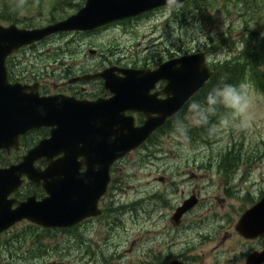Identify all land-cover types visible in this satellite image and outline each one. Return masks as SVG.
Listing matches in <instances>:
<instances>
[{"label": "rangeland", "instance_id": "rangeland-1", "mask_svg": "<svg viewBox=\"0 0 264 264\" xmlns=\"http://www.w3.org/2000/svg\"><path fill=\"white\" fill-rule=\"evenodd\" d=\"M201 1L207 10H199L189 20L180 21L182 14L193 11L191 6L161 8L130 24H113L86 35H57L28 48L24 59L40 64L41 72L46 71L42 84L54 93L71 88L70 78L64 75L67 69L98 70L111 62L140 66L167 58L170 52L186 54L203 48L210 50V63L226 61L241 52L246 28L258 34L255 38L264 33V0L247 4ZM85 2L42 0L39 7L24 11L17 24L45 26L77 12ZM219 32L234 40L230 48L221 45ZM68 42H73L75 52L55 54L58 48L66 49ZM93 50L97 53L91 54ZM56 56L64 60L63 65ZM99 84L86 86L97 92ZM244 93L249 102L243 117L247 127H237L242 118L232 116L213 125L207 142H198L185 137L189 127L195 126L189 116L187 127L160 136L151 153L140 148L114 167V187L104 202L101 219L73 232H56L55 238L46 240L51 244L65 240L62 255L53 252L30 260H46L41 264H148L156 256L168 262L173 255H181L186 264H245L247 255L262 246L258 239L242 237L235 226L264 192V88L250 81ZM232 150L241 159L227 171L220 163ZM193 190L199 192V204L175 226L174 210ZM121 206L123 210H117ZM6 261V255H0V264Z\"/></svg>", "mask_w": 264, "mask_h": 264}, {"label": "water", "instance_id": "water-1", "mask_svg": "<svg viewBox=\"0 0 264 264\" xmlns=\"http://www.w3.org/2000/svg\"><path fill=\"white\" fill-rule=\"evenodd\" d=\"M185 1L87 0L76 13L46 26L28 29L0 23V149L18 147L20 136L31 129L51 127L50 136L31 148L22 162L0 168V233L24 219L44 227L70 228L100 214L98 203L108 191L113 164L142 145L214 73L204 52L170 59L154 70L113 66L83 77L103 78L113 96L87 101L64 94L43 96L29 91L32 86L10 83L6 59L54 34L91 31ZM160 80L168 82V97L162 100L151 94ZM127 110L143 111L147 120L136 127ZM40 158L49 162L44 170L34 166ZM23 175L38 184L43 180L48 196L41 201L29 197L12 209L8 196L19 187ZM197 203L193 195L177 207L172 217L175 224ZM236 230L247 239H263V248L250 253L245 264H264V195L242 214ZM167 264L184 262L176 259Z\"/></svg>", "mask_w": 264, "mask_h": 264}, {"label": "trees", "instance_id": "trees-1", "mask_svg": "<svg viewBox=\"0 0 264 264\" xmlns=\"http://www.w3.org/2000/svg\"><path fill=\"white\" fill-rule=\"evenodd\" d=\"M236 1V0H235ZM242 1V4H247L249 0H238ZM42 4V0H0V22L4 24L21 23L20 15L26 11L39 7ZM79 6L80 4H75ZM187 8L191 6L193 11L187 12V14H182L180 21L184 19L189 20L192 16L196 17L199 12L204 13L207 10V6L202 3L201 0H188L185 5ZM183 8V7H182ZM181 8V9H182ZM200 10V11H199ZM198 12V13H197ZM187 15V17H186ZM23 27H32L30 24H26ZM247 30V31H246ZM258 34L248 28L245 29L243 37L241 39V52L239 55L233 58L219 62L215 68L216 72L205 87L186 105L184 109V115L180 119H175L171 122V128L181 129L179 126H186L188 123L187 117L191 115L189 106L193 102H202L207 95V93L222 81L236 86L239 90L244 93L247 82H253L258 86L264 88V38H255ZM218 37L223 41L224 45L231 47L230 37L226 33L218 34ZM69 47V46H67ZM60 48L57 50L56 54H59ZM10 57L7 61L9 69V78L12 81L21 78L24 74L25 66L22 65V61L18 60V57ZM66 74H70V70H65ZM186 117V118H185ZM232 114L223 108L217 110L216 114L211 116L207 124L200 126H190L186 131L185 137H190L193 141H208V138L212 136L211 130L213 125L219 124L226 119H230ZM185 123V124H184ZM215 135V134H214ZM160 136L153 135L150 140L144 145L148 153H151L152 146H155ZM241 157L239 154H235L229 151L225 154L223 162H221V168L224 170H230L239 163ZM123 208V206H121ZM67 231V230H66ZM63 231V232H66ZM54 231H38L34 230H23L15 234V236L5 240L1 243L0 249L6 251L10 256L21 255L19 257L31 258L38 257L41 255H53V252L62 255V249L65 245V240H59L57 242L47 243L46 240L55 238L56 234ZM27 235V236H25ZM42 236V240H40ZM52 236V237H51ZM51 237V238H47ZM78 244V243H76ZM0 250V253H1ZM158 261L156 263L154 260L148 262V264H160ZM162 264V263H161Z\"/></svg>", "mask_w": 264, "mask_h": 264}, {"label": "flooded vegetation", "instance_id": "flooded-vegetation-1", "mask_svg": "<svg viewBox=\"0 0 264 264\" xmlns=\"http://www.w3.org/2000/svg\"><path fill=\"white\" fill-rule=\"evenodd\" d=\"M137 19H132L131 21H135ZM123 25V22H117L115 23V25ZM113 25V24H112ZM111 26V25H110ZM109 26H105L103 28H107ZM98 31V30H96ZM22 52H26V49L21 50ZM183 54H178V52H170V54L167 56V58H165V60L167 59H171L173 57H179ZM18 56H15V58H17ZM14 58V59H15ZM29 60V59H26ZM32 61V60H30ZM209 65L211 67H214L213 65L215 64V62L210 64V61L208 59ZM161 59L160 60H155V61H147L144 65H140V66H128V65H118V64H113L111 62V65H118L120 67H132V68H145V67H150V68H156L161 64ZM142 66V67H141ZM108 66L102 68V69H96V70H72L71 74L69 76V82H70V87L68 91L65 90H60L54 93H51L47 90H45L46 88L43 86L41 79L43 78V72H41L40 69V64L37 63H30L27 67H25V71L23 75H21V78L15 81H11V82H17L20 81L23 84H28V85H32L31 90L36 91L39 90V92L42 95H48V94H56V93H65L71 96H75L76 98L80 99V100H88V101H96L99 99H108L112 96V93L106 88L105 86V82L103 79L101 78H97V79H91V80H83L80 79L82 76H84L87 73H97L105 68H107ZM92 82H98L99 87H101L100 91L97 92H93L92 89H90V87H87L86 85L92 83ZM168 82L166 80H160L156 83L155 88L151 91V94H156L157 99L162 100V99H166L168 97V95L165 92L166 86H167ZM30 91V88L28 89ZM184 109L183 108L179 113H177L176 115H174L173 117L167 119V121L164 123V125H162L157 131H155L156 134L158 135H166L169 132H171V122L174 121L175 119H180L181 117H183L184 113ZM126 115L128 116H133L134 117V121H135V125L136 126H141L145 123L146 119H147V115L146 113L142 112V111H134V110H128L126 111ZM156 115V114H155ZM51 132V128L48 126H41L38 128H34L29 130L26 134L22 135L20 137V145L18 147H13L10 149V151H8L7 149H1L0 150V167H7L13 163H19L24 155L27 153V151L33 147L37 141H39L42 138L48 137L50 135ZM48 165V161L44 158L39 159L38 161H36L35 166L37 168H41L44 169L46 168V166ZM85 169V167L82 168V170ZM43 180L41 181V184L35 183L33 181H31L30 179H28L26 176H23L22 178V182L19 185V187L13 191L8 199L9 201H12V208H16L18 205H20V203L26 201L30 196H35L37 201H41L43 200L46 196H47V190L45 189V187L43 186ZM196 192L195 190L192 191V194ZM196 194H198L199 196V192H196ZM107 195L103 196L100 199L99 202V206L102 209V215L97 216V217H91L86 219L85 221H83L80 225L81 226H89L90 222H95V220L101 219L102 216H104L105 213V206H104V202L107 199ZM24 224L23 227H21ZM29 227L32 228H36L40 231H42L43 227H40L38 225H33V224H28L27 220L21 221L18 224H16L15 226L11 227L10 229L2 232L0 234V241H2L5 238H11L13 236H15V234L23 229H27ZM45 230H53V229H45ZM181 257V258H180ZM174 259H182L181 255H173L171 260ZM155 260V257H154ZM157 260H161L160 256L157 258ZM163 260V259H162ZM43 261L46 260H20L21 264H41L43 263Z\"/></svg>", "mask_w": 264, "mask_h": 264}, {"label": "clouds", "instance_id": "clouds-1", "mask_svg": "<svg viewBox=\"0 0 264 264\" xmlns=\"http://www.w3.org/2000/svg\"><path fill=\"white\" fill-rule=\"evenodd\" d=\"M261 36L264 38V33H261ZM189 108L192 113V123L195 126L207 124L209 118L215 115L220 108L230 112L233 117L242 118L237 127L248 126L247 121L243 119L249 109L246 94L236 86L223 81L212 88L202 102H193ZM179 126L183 130L182 124Z\"/></svg>", "mask_w": 264, "mask_h": 264}]
</instances>
